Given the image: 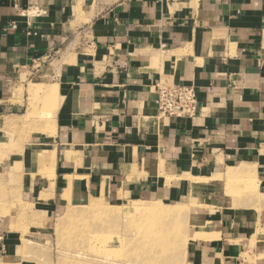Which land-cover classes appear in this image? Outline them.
Wrapping results in <instances>:
<instances>
[{
  "label": "crops",
  "instance_id": "0c3cea01",
  "mask_svg": "<svg viewBox=\"0 0 264 264\" xmlns=\"http://www.w3.org/2000/svg\"><path fill=\"white\" fill-rule=\"evenodd\" d=\"M157 81L195 88L196 116L160 115ZM29 112L48 131L6 161L34 176L42 226L101 193L178 204L232 167L264 196V0H0L2 155ZM220 221L200 258L264 264L251 213ZM7 227L0 216V264H15Z\"/></svg>",
  "mask_w": 264,
  "mask_h": 264
},
{
  "label": "rangeland",
  "instance_id": "374dc122",
  "mask_svg": "<svg viewBox=\"0 0 264 264\" xmlns=\"http://www.w3.org/2000/svg\"><path fill=\"white\" fill-rule=\"evenodd\" d=\"M35 115L37 112H29L26 119L10 123L14 125L11 146L4 155L0 148V216L6 219L10 236L19 241L13 253L15 264H214L194 250L221 236L220 220L226 216L241 210L257 219L252 244L264 232L260 225L264 222V196L256 173H241L236 167L201 181L191 179L190 187L194 181L198 188L189 191L178 204L113 201L101 197V193L89 197L83 206L74 204L56 213L49 226H42L46 217L34 211L32 199L34 176L30 180L23 175L20 162L11 168L12 162L8 166L6 161L8 153L21 159L24 147L30 148L28 144L48 131L40 127L43 123L34 127L30 119ZM44 124L46 128L50 125L48 121ZM146 206L158 207L161 212L155 215L138 211Z\"/></svg>",
  "mask_w": 264,
  "mask_h": 264
},
{
  "label": "built area",
  "instance_id": "2783aa9c",
  "mask_svg": "<svg viewBox=\"0 0 264 264\" xmlns=\"http://www.w3.org/2000/svg\"><path fill=\"white\" fill-rule=\"evenodd\" d=\"M156 105L160 115L193 118L197 113L198 98L195 88L157 81Z\"/></svg>",
  "mask_w": 264,
  "mask_h": 264
},
{
  "label": "bare ground",
  "instance_id": "6f19581e",
  "mask_svg": "<svg viewBox=\"0 0 264 264\" xmlns=\"http://www.w3.org/2000/svg\"><path fill=\"white\" fill-rule=\"evenodd\" d=\"M42 156H39V161H41L42 160ZM41 163H44V165L42 166V167H44V166H51V164H52V159L49 157V156H46L45 158H44V161L43 162H41ZM141 207H143V206H141ZM156 208H158V207H153V206H150V207H147L146 206V208H143L142 210H138V211H142V212H144V213H153V214H155V215H159L160 214V210H158V209H156ZM137 210V209H136ZM162 210V209H161ZM175 213V212H174ZM153 214H151V215H153ZM149 216H150V214H149ZM204 237V236H203ZM207 238H208V236H206ZM205 238V237H204ZM193 239V238H192ZM195 240V239H194ZM198 240H200V238H198ZM108 262V261H107Z\"/></svg>",
  "mask_w": 264,
  "mask_h": 264
}]
</instances>
